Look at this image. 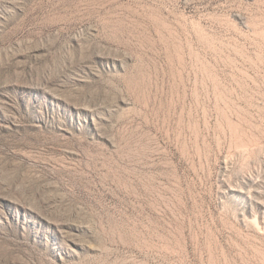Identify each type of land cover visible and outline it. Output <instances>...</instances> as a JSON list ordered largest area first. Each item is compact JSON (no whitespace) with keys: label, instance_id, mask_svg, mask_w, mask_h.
I'll return each mask as SVG.
<instances>
[{"label":"rangeland","instance_id":"rangeland-1","mask_svg":"<svg viewBox=\"0 0 264 264\" xmlns=\"http://www.w3.org/2000/svg\"><path fill=\"white\" fill-rule=\"evenodd\" d=\"M0 264H264V0H0Z\"/></svg>","mask_w":264,"mask_h":264}]
</instances>
